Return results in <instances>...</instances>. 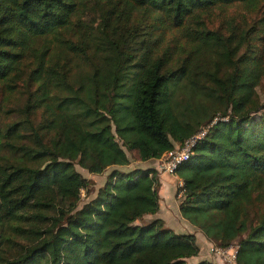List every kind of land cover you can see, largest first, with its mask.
Wrapping results in <instances>:
<instances>
[{
    "label": "trees",
    "instance_id": "1",
    "mask_svg": "<svg viewBox=\"0 0 264 264\" xmlns=\"http://www.w3.org/2000/svg\"><path fill=\"white\" fill-rule=\"evenodd\" d=\"M85 1L100 17L91 32L72 20ZM260 1L0 0V264H189L195 235L155 216L159 173L127 168V151L159 159L214 117L174 173L180 213L211 243H236V264H264V53L249 28L203 20ZM169 28L184 41L165 43ZM210 36L226 96L187 78ZM76 165L108 174L95 189Z\"/></svg>",
    "mask_w": 264,
    "mask_h": 264
},
{
    "label": "rangeland",
    "instance_id": "2",
    "mask_svg": "<svg viewBox=\"0 0 264 264\" xmlns=\"http://www.w3.org/2000/svg\"><path fill=\"white\" fill-rule=\"evenodd\" d=\"M73 23L78 27L82 28L88 32H91L95 29L97 23L100 20L99 14L96 10L95 4L93 1L82 2L79 7L76 9L73 17ZM203 20L206 26L212 30H219L222 35H228L230 26L233 25L237 28H242L244 30H249L254 35L252 40V46L258 51L264 53V0H261L256 7L250 8L241 3H233L225 7H217L212 9L209 13H206L203 16ZM255 33H257L255 35ZM165 43L170 39L172 41L182 42L183 38L182 33L179 29H172L166 31ZM200 48L196 56L194 57L192 66L188 72L187 78L189 80H195L199 83L205 84L209 87H213L218 90L221 95H227L230 86V74L228 69V62L226 58V52L224 44L214 36L208 38L201 37ZM257 99L261 104H264V78L261 81V84L257 87ZM127 155L130 158V165L127 167L133 169L135 167L147 168L157 167L158 173H164L165 171L160 169L159 159L158 162L150 163L147 161H140L137 159V154L135 151H127ZM150 161V160H149ZM76 169L87 178H90L95 181L94 188L97 189L98 186L103 184L106 174L108 172L95 175L89 173L87 170L75 166ZM163 178L170 184L175 183V174L168 172L163 174ZM182 180L177 179L176 191L178 196H181L182 189L179 185V182ZM94 193L86 194L85 191H81V201L87 200L92 197ZM262 209H264V201L261 204ZM150 218H145L144 221L149 220ZM233 246L237 245L236 243L232 244ZM217 247L214 243L209 244L208 252L211 257L203 255L201 252L200 255L191 257L188 259L189 264H194L200 260H205V258L213 259L219 261L222 264H233V259L231 257L233 252H228V256H223L211 251V247ZM200 250V249H199ZM231 259L232 261H229ZM210 261V260H209ZM236 264V263H235Z\"/></svg>",
    "mask_w": 264,
    "mask_h": 264
},
{
    "label": "crops",
    "instance_id": "3",
    "mask_svg": "<svg viewBox=\"0 0 264 264\" xmlns=\"http://www.w3.org/2000/svg\"><path fill=\"white\" fill-rule=\"evenodd\" d=\"M156 161L158 162L157 159H153L147 162L155 163ZM148 167H150V165H148ZM154 168L157 169V167ZM164 173H159V180L161 183L159 190L160 200H159V210L155 216L161 218L164 221L165 225L171 228L176 233L194 234L196 237V242L200 249L198 255H200L202 252L203 255L211 257V255L208 252V246L210 244V241L196 226L191 224L180 213L179 205H178L179 196L176 191L177 179L180 178L178 177L177 174H175V178H176L175 183L170 184L163 178ZM147 218H151V217L148 216ZM205 260H210L215 264H222L219 261L209 258H205Z\"/></svg>",
    "mask_w": 264,
    "mask_h": 264
},
{
    "label": "built area",
    "instance_id": "4",
    "mask_svg": "<svg viewBox=\"0 0 264 264\" xmlns=\"http://www.w3.org/2000/svg\"><path fill=\"white\" fill-rule=\"evenodd\" d=\"M216 120H217V117H214L212 119V121L210 122V124L201 127V129L196 134H194L190 138H188L181 146L165 152L159 158L160 169L165 171V172L174 174L176 169L182 163H184L185 161H187L189 159L191 152H192V148L196 144L197 140H199L205 136L209 126H211L213 123H215ZM178 186L182 187L183 183H181V181H180ZM237 248H238L237 245H235V246L231 245L227 248H222L219 246H217V247L212 246L210 248V250L214 251L215 253H217L219 255H223V256H228V252H233L231 255L233 261L231 259H229V261H232L233 264H235L236 263Z\"/></svg>",
    "mask_w": 264,
    "mask_h": 264
}]
</instances>
